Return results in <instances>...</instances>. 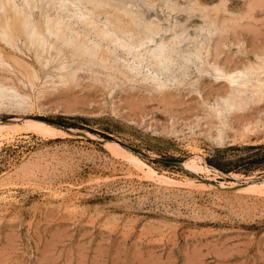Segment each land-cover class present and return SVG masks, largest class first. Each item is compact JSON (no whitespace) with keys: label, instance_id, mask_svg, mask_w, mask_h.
<instances>
[{"label":"rangeland","instance_id":"rangeland-1","mask_svg":"<svg viewBox=\"0 0 264 264\" xmlns=\"http://www.w3.org/2000/svg\"><path fill=\"white\" fill-rule=\"evenodd\" d=\"M104 1H92L107 5L98 17L105 10L123 27L138 28L145 42L140 53L165 55L180 40L174 60L157 66L147 55L138 79L111 92L89 82L63 83L55 73L43 79L46 86L36 81L26 100L0 90V122L19 125L0 142V196H9L0 200V264H264V191L200 186L264 183V0ZM67 4L79 20L81 9ZM81 20L77 26L84 28ZM89 29L113 59L132 62L126 48ZM199 31H211L202 49ZM215 67L223 73L216 75ZM236 69L247 77L233 83L224 72ZM152 77L162 86L153 88ZM229 97L231 109L221 101ZM181 126L193 128V140ZM89 133L111 137L171 183Z\"/></svg>","mask_w":264,"mask_h":264},{"label":"bare ground","instance_id":"bare-ground-1","mask_svg":"<svg viewBox=\"0 0 264 264\" xmlns=\"http://www.w3.org/2000/svg\"><path fill=\"white\" fill-rule=\"evenodd\" d=\"M92 1L94 0H0V90L6 91H14L24 95L26 97L29 96L30 89L36 85V81L43 82L41 86H46V82L43 79L49 76L51 73H55L58 78L68 80L72 83L82 84L85 82L93 83L100 85L102 88L107 91H112L117 87L127 83L133 82L138 79L141 73V66L147 60V55L149 56V62L153 64H157V66L166 64L169 66L173 62V54L176 52L175 46L180 43V40L175 39L174 41L168 44L169 50H167L165 55L150 53L144 54L139 52V49L143 46L144 43L142 39L137 38L138 28L131 31L126 27L121 25L119 21V17H115L114 19H109L107 17V11H103L105 18L100 19L98 17L100 8L103 9L107 7L105 4H94ZM139 1V0H138ZM166 1V0H165ZM185 1V0H184ZM195 1V0H193ZM192 1V3H193ZM68 2H71L79 9H81V18L88 15L89 18H79L81 23H84L85 27H78L79 20H75L74 15L75 12L71 10L67 5ZM106 2V0L104 1ZM187 2V1H186ZM197 2V1H195ZM194 2V4H195ZM100 3V2H99ZM169 3V2H168ZM190 3V2H188ZM187 3V4H188ZM67 4V5H66ZM87 4H92V9L87 7ZM153 4V3H152ZM157 4V3H156ZM164 4V3H163ZM171 5V4H170ZM179 5V4H178ZM110 6V5H109ZM151 6V5H150ZM153 6V5H152ZM160 6V5H159ZM158 6V7H159ZM167 6V5H166ZM180 6V5H179ZM187 6V5H186ZM196 6V5H195ZM63 7H67L68 12L63 13ZM90 7V6H89ZM114 7V6H112ZM69 8V9H68ZM74 8V7H73ZM154 8V7H153ZM164 8V5H163ZM172 8V7H171ZM175 8V7H174ZM195 8V7H194ZM205 8V6H204ZM115 9V7H114ZM159 9V8H158ZM162 9V8H161ZM166 9V8H165ZM183 9V8H181ZM190 9V7H189ZM193 8H191L192 10ZM211 9V8H210ZM77 10V9H75ZM83 10V11H82ZM86 10V11H84ZM190 10V11H191ZM157 11V10H156ZM185 11V9H183ZM118 12V11H117ZM181 12V11H180ZM188 10L186 11V13ZM203 12V11H202ZM78 13V12H77ZM100 13V14H101ZM116 13V12H115ZM168 13V12H167ZM185 13V12H184ZM193 13V12H192ZM197 13V11L195 12ZM208 13V12H207ZM110 14V12H109ZM114 14V13H113ZM117 14V13H116ZM160 14V13H159ZM166 14V13H165ZM171 14V13H170ZM183 14V13H181ZM180 14V16H182ZM203 14V13H202ZM232 14V13H231ZM124 15V14H123ZM152 15V13H151ZM162 15V14H161ZM190 15V13H189ZM120 16V15H119ZM149 16V15H148ZM169 16V15H168ZM171 16V15H170ZM169 16V17H170ZM174 16V15H173ZM186 16V14H185ZM196 16V15H195ZM73 17V18H71ZM110 17V16H109ZM127 17V16H126ZM154 17V16H153ZM152 17V19H154ZM156 17V16H155ZM212 17V16H210ZM128 18V17H127ZM225 19L224 17H222ZM228 18V17H227ZM205 19V18H204ZM131 20V19H130ZM163 20V19H162ZM181 20H184L182 18ZM190 20V19H189ZM188 20V21H189ZM196 20V19H195ZM229 20V19H228ZM123 21V20H122ZM126 21V20H125ZM124 21V22H125ZM128 21V20H127ZM158 21V20H157ZM203 21V20H202ZM207 21V20H206ZM231 21V20H230ZM131 22V21H130ZM159 22V21H158ZM168 22V21H167ZM200 22V21H198ZM171 23V22H170ZM174 23V22H173ZM180 22H178L179 24ZM186 23V22H184ZM183 23V24H184ZM201 23V22H200ZM231 23V22H229ZM134 24V23H133ZM160 24V22H159ZM157 24V25H159ZM132 25V24H131ZM135 25V24H134ZM148 26V24H146ZM155 25V24H154ZM156 25V26H157ZM163 25V24H162ZM180 25V24H179ZM189 25V24H188ZM229 25V24H228ZM146 26V27H147ZM151 26V25H150ZM160 26V25H159ZM168 26V25H167ZM172 26V25H171ZM186 26V25H185ZM87 27H92L97 34H99L102 38H109L112 43L118 44L117 46L126 48L129 52L128 54L132 56V62L120 63V61H116L111 57L112 49L107 46H99V44L95 41L94 38L90 36V33ZM170 27V26H169ZM168 27V28H169ZM173 27V26H172ZM197 27V26H196ZM87 28V29H86ZM133 28V26H132ZM160 28V27H159ZM190 28V27H189ZM202 28V27H201ZM145 29V28H144ZM166 29V28H165ZM181 29V28H179ZM185 29V28H183ZM197 29V28H196ZM206 29V28H205ZM90 30V29H89ZM151 30V29H150ZM149 30V31H150ZM158 30V29H157ZM161 30V29H160ZM167 30V29H166ZM194 30V29H193ZM200 30V27L199 29ZM197 30V32H198ZM165 31V30H164ZM170 31H172L170 29ZM189 31V30H187ZM196 31V30H195ZM226 31V30H225ZM156 32V31H155ZM159 32V31H158ZM157 32V33H158ZM161 32V31H160ZM166 32V31H165ZM94 33V32H93ZM142 33V32H140ZM169 33V32H168ZM174 33V32H173ZM191 33V32H190ZM194 33V32H193ZM145 35V32H143ZM155 35V34H154ZM157 35V34H156ZM185 35V34H184ZM198 35V34H197ZM211 35V31H199V40L202 49L205 40L209 38ZM147 36V35H146ZM151 37V36H150ZM159 37V36H158ZM196 37V35L194 36ZM220 37V36H219ZM150 39V38H149ZM107 41V40H106ZM149 41V40H148ZM168 42V41H167ZM198 42V41H197ZM101 43V42H100ZM104 43V42H103ZM151 43V42H150ZM199 43V42H198ZM210 43V42H209ZM147 44V42H146ZM145 44V45H146ZM149 44V43H148ZM147 44V45H148ZM164 44V43H163ZM105 45V44H104ZM107 45V44H106ZM110 45V44H109ZM130 45H135L132 47ZM167 45V44H166ZM103 47V48H102ZM102 48V49H101ZM117 49V48H116ZM207 49V48H206ZM122 50V49H121ZM120 50V51H121ZM125 50V49H124ZM134 52H133V51ZM202 51V50H201ZM206 51V50H205ZM119 52V51H118ZM117 52V53H118ZM123 52V51H122ZM196 52V51H194ZM200 52V50H199ZM208 52V51H207ZM116 53V51H115ZM32 55V62L26 60V56ZM123 54V53H122ZM211 54V53H210ZM118 55V54H117ZM121 55V54H119ZM177 55V54H176ZM259 55V54H258ZM116 56V55H115ZM178 56V55H177ZM196 56V54H195ZM207 56V55H206ZM205 56V57H206ZM210 56V55H208ZM262 56V55H261ZM118 57V56H117ZM121 57V56H120ZM264 57V55L262 56ZM181 58V57H180ZM192 58V57H191ZM260 58V57H259ZM194 59V58H193ZM264 59V58H263ZM31 61V60H30ZM122 61V60H121ZM124 61V60H123ZM201 62V60H200ZM204 62V61H203ZM254 62V61H253ZM256 65V64H255ZM264 65V64H263ZM199 67V64H197ZM205 66H208L205 65ZM204 66V67H205ZM213 66V65H212ZM249 65H247L248 67ZM207 68V67H206ZM209 68V67H208ZM210 68H214L210 67ZM236 68V67H235ZM178 69V68H177ZM196 69H198L196 67ZM195 69V70H196ZM202 69V68H201ZM204 69V68H203ZM194 70V71H195ZM211 70V69H210ZM214 70V69H213ZM229 70V69H228ZM254 70V69H253ZM207 71V70H206ZM216 75L219 72L223 73V70L220 67H215ZM257 71V69H256ZM201 72V71H200ZM212 74L213 72L211 70ZM191 73V72H190ZM198 73V72H197ZM195 74V73H194ZM199 74V73H198ZM202 74V73H201ZM200 74V75H201ZM204 74V73H203ZM202 74V75H203ZM206 74V73H205ZM211 74V73H210ZM220 74V73H219ZM224 74L228 77L229 81L235 82L239 80L243 75L245 76L247 73L243 69H236L230 72H224ZM258 74V73H257ZM261 75L264 73H260ZM197 75V74H196ZM209 75V74H208ZM215 75V74H214ZM250 75V74H248ZM252 75V74H251ZM145 76V75H144ZM177 76V75H176ZM204 76V75H203ZM202 76V77H203ZM256 76V75H255ZM53 77V76H52ZM201 77V78H202ZM212 77V76H211ZM214 77V76H213ZM217 77V76H216ZM219 77V75H218ZM217 77V78H218ZM247 77V76H245ZM252 77V76H251ZM257 77H259L257 75ZM148 78V77H146ZM216 78V79H217ZM243 78V77H242ZM254 78V77H253ZM53 79V78H52ZM56 79V78H55ZM143 79V78H142ZM192 79V77H191ZM214 78V80H216ZM220 79H224L220 78ZM245 79V78H244ZM247 79V78H246ZM250 79V76H249ZM261 79V78H258ZM48 80V79H47ZM63 80V83H64ZM219 80V78H218ZM248 80V79H247ZM50 81V80H49ZM184 81V80H183ZM242 81V80H241ZM244 81V80H243ZM250 81V80H249ZM259 81V80H258ZM51 82V81H50ZM69 82V83H70ZM139 82V81H138ZM137 82V83H138ZM152 87L157 88L162 86V82L154 77H152ZM185 82V81H184ZM251 82V81H250ZM253 82V81H252ZM251 82V83H252ZM38 83V82H37ZM199 83V82H198ZM242 84L243 82H237ZM247 83V82H246ZM254 83V82H253ZM261 83V81H260ZM68 84V83H67ZM232 84V83H230ZM245 84V83H244ZM243 84V85H244ZM39 85V84H38ZM37 85V86H38ZM62 85V84H61ZM181 85V83H180ZM238 85V84H237ZM66 86V85H65ZM187 86V85H186ZM255 86V85H254ZM55 87V86H54ZM98 87V86H97ZM238 87V86H237ZM240 87V86H239ZM242 87V86H241ZM249 87V85H248ZM264 87V86H263ZM51 88V87H50ZM53 88V87H52ZM60 88V87H59ZM243 88V87H242ZM241 88V89H242ZM253 89L252 86L250 87ZM260 88V87H259ZM34 89V88H33ZM44 89V88H43ZM47 89V88H46ZM236 88H234L235 90ZM248 89V88H246ZM262 89V88H261ZM244 90V89H243ZM250 90V91H251ZM259 90V89H258ZM231 91V90H230ZM236 91V90H235ZM254 91V89H253ZM255 91H257L255 89ZM260 91V90H259ZM258 91V92H259ZM231 93V92H230ZM243 92H241L242 95ZM250 93V92H249ZM260 93V92H259ZM258 93V94H259ZM264 93V92H263ZM262 93V94H263ZM2 94V93H0ZM4 94V92H3ZM10 94V93H8ZM11 94H13L11 92ZM10 94V95H11ZM115 94V93H114ZM252 95V93H250ZM249 94V95H250ZM257 94V98H258ZM227 95V94H226ZM234 95V94H233ZM230 95V96H233ZM237 95V93L235 94ZM244 95V94H243ZM248 95V94H247ZM248 95V96H249ZM261 95V94H260ZM264 95V94H263ZM16 96V95H15ZM219 96V95H218ZM223 96V95H222ZM253 96V95H252ZM250 96V97H252ZM262 96V95H261ZM2 97V96H1ZM8 97V96H7ZM18 97V96H16ZM13 96V98H16ZM32 97V96H31ZM236 97V96H235ZM242 98V96L239 95ZM21 98V97H20ZM34 98V97H33ZM115 98V97H114ZM218 97H216L217 99ZM233 97H229L226 99H221L224 102L225 106L228 109L232 108V104L228 102L229 99ZM244 98V97H243ZM247 98V97H246ZM249 98V97H248ZM253 98V97H252ZM255 98V97H254ZM259 99V98H258ZM256 99V100H258ZM262 99V98H260ZM259 99V100H260ZM4 100V99H3ZM2 100V101H3ZM7 100V99H6ZM13 100V99H12ZM24 100V99H23ZM24 100V101H25ZM234 100V98L232 99ZM236 100V99H235ZM250 100V99H249ZM15 99L13 100V102ZM17 101V100H16ZM23 101V102H24ZM220 101V100H219ZM231 101V100H230ZM242 101V99H241ZM246 101V100H245ZM251 101V100H250ZM254 101V100H252ZM216 102V100H215ZM218 103L219 104H222ZM239 104L240 100L238 101ZM243 102V101H242ZM6 103V102H5ZM19 104V102H17ZM21 103V102H20ZM26 103V102H25ZM31 103V102H30ZM245 103V102H244ZM250 103V102H249ZM213 105L214 102L212 103ZM217 104V103H216ZM6 105V104H5ZM16 105V104H15ZM25 105V104H24ZM28 105V104H27ZM30 105V104H29ZM28 105V106H29ZM210 105V104H209ZM3 106V105H2ZM17 106V105H16ZM21 107V105H19ZM23 106V105H22ZM26 106V105H25ZM217 106V105H216ZM248 106V105H247ZM246 106V108H247ZM14 108V105H11V108ZM19 107V109H20ZM212 107V106H211ZM220 107V106H219ZM242 107V106H241ZM2 108V107H0ZM9 108V107H7ZM24 108V106H23ZM26 108V107H25ZM224 108V107H223ZM238 108V107H237ZM5 109V108H4ZM222 109V108H221ZM225 109V108H224ZM9 110H12L9 108ZM15 110V109H14ZM209 110V109H208ZM215 110V109H214ZM218 110V108L216 109ZM242 110V109H239ZM246 110V109H245ZM19 111V110H18ZM226 111V110H225ZM234 111V109H233ZM209 112V111H208ZM238 112V111H237ZM212 113V111L210 112ZM225 113V112H223ZM228 113V112H226ZM234 113V112H233ZM214 113H212L213 115ZM232 114V113H231ZM226 115V114H225ZM224 115V116H225ZM210 116V115H209ZM215 116V114L213 115ZM212 116V117H213ZM223 116V115H222ZM223 116V117H224ZM228 116V115H226ZM230 116V115H229ZM221 117V116H220ZM216 118V116L214 117ZM219 118V117H217ZM216 118V119H217ZM219 122V120H217ZM220 121H225L221 120ZM226 122V121H225ZM35 124L48 126L49 124L45 121L36 120ZM184 123V122H183ZM251 123V122H250ZM217 124V123H216ZM215 127L220 124V122ZM226 124V123H225ZM180 125V124H179ZM228 125V124H226ZM19 125L17 124H9L7 122H0V142L4 138H8L9 135L12 134V130L15 129ZM264 126V124H263ZM212 127V126H211ZM213 127V128H215ZM219 127V125H218ZM228 127V126H227ZM211 128V130H213ZM226 128V127H225ZM246 128V127H245ZM218 129V128H217ZM221 129V128H220ZM218 129V130H220ZM228 129V128H227ZM230 129V128H229ZM233 129V128H232ZM210 130V131H211ZM253 130V129H252ZM186 138H190L193 140L195 135V131L191 126H181L178 129ZM221 131V130H220ZM235 131V130H233ZM249 131V130H248ZM248 131H246L248 133ZM244 132V131H243ZM257 132V131H256ZM86 133V132H85ZM215 133H218L215 131ZM219 134V133H218ZM250 134V133H249ZM252 134V133H251ZM254 134V133H253ZM93 138L97 139L101 144L105 146H112L118 149H123L126 154L125 156L128 158L127 160L135 163L138 168L148 173L149 175L157 178L158 180L166 182L169 180V177H165V175H160L154 170L151 166L144 163L142 160L134 156L130 151L121 147L116 141L113 140H105L96 138L94 135L90 134ZM223 135V133H222ZM247 135V134H246ZM216 136V135H215ZM219 136V135H218ZM225 137V136H224ZM227 137V136H226ZM215 138V137H214ZM213 139V138H212ZM225 140V139H224ZM190 142V141H189ZM222 143V142H221ZM103 145V146H104ZM113 149V148H112ZM117 149V150H118ZM119 151V150H118ZM120 152V151H119ZM129 161V162H130ZM191 161V160H190ZM197 161V159H196ZM192 162L195 163V160L192 159ZM197 163V162H196ZM201 169V167H200ZM206 171H211L207 167H203ZM129 173V172H128ZM133 173V171H132ZM147 174V175H148ZM132 175V174H131ZM125 176V175H124ZM130 176V175H129ZM128 177V175L126 176ZM131 177V176H130ZM150 177V176H149ZM137 178H141V176H137ZM141 180V179H140ZM126 181V179H125ZM128 181V180H127ZM151 181V180H150ZM170 181V182H169ZM168 182L171 183L172 180ZM167 182V183H168ZM7 183V182H6ZM124 183V182H123ZM129 183V182H128ZM127 183V184H128ZM186 183V182H185ZM193 183V182H192ZM1 184V182H0ZM131 184V183H130ZM174 184V183H172ZM184 184V183H183ZM189 184V183H188ZM187 184V185H188ZM125 185V184H124ZM175 185V184H174ZM185 185V186H187ZM194 185V184H193ZM200 185V183L198 184ZM1 186V185H0ZM129 186V185H127ZM135 186V185H134ZM133 186V187H134ZM138 186V185H137ZM204 189H219L224 190L225 188L231 190H240L250 191V192H263L264 191V183H260L258 181H251L246 185L241 186V184L233 183L230 188L226 187L224 183H219L215 185H207L201 184ZM189 187V186H187ZM195 187V186H193ZM197 187V186H196ZM62 188V187H60ZM123 188H125L123 186ZM129 188H131L129 186ZM192 188V187H191ZM198 188V187H197ZM127 189V188H126ZM125 189V190H126ZM189 189V188H188ZM64 190V189H63ZM117 190V189H116ZM114 190V192L116 191ZM191 189H189L190 191ZM227 190V189H226ZM57 191V190H56ZM59 191V190H58ZM197 191V190H196ZM239 191V192H240ZM138 192V191H137ZM217 192V191H216ZM215 192V193H216ZM57 193V192H55ZM54 193V194H55ZM66 193V192H64ZM118 193V192H117ZM116 193V194H117ZM122 193V192H121ZM189 193V192H187ZM191 193V192H190ZM60 194H62L60 192ZM119 194V193H118ZM57 195V194H56ZM63 195V194H62ZM71 195V193H70ZM58 196V195H57ZM77 196V195H75ZM214 196V195H213ZM216 196V194H215ZM9 196H0V200H4ZM59 197V196H58ZM61 197V196H60ZM72 197V196H70ZM63 198V197H62ZM126 198V197H125ZM128 198V197H127ZM72 201V199H70ZM75 200H77L75 198ZM120 200V199H119ZM127 200V199H125ZM74 201V200H73ZM121 201V200H120ZM9 202V201H8ZM67 200L65 201V203ZM77 202V201H76ZM70 203V202H69ZM68 203V205H69ZM1 204V203H0ZM10 204V203H9ZM8 204V205H9ZM79 204V203H78ZM3 205V204H1ZM0 205V206H1ZM6 205V204H5ZM81 205V203H80ZM72 207V206H71ZM2 211V210H1Z\"/></svg>","mask_w":264,"mask_h":264},{"label":"trees","instance_id":"trees-1","mask_svg":"<svg viewBox=\"0 0 264 264\" xmlns=\"http://www.w3.org/2000/svg\"><path fill=\"white\" fill-rule=\"evenodd\" d=\"M104 138L111 140V137H108L106 135H102ZM212 163V161H210Z\"/></svg>","mask_w":264,"mask_h":264},{"label":"snow or ice","instance_id":"snow-or-ice-1","mask_svg":"<svg viewBox=\"0 0 264 264\" xmlns=\"http://www.w3.org/2000/svg\"><path fill=\"white\" fill-rule=\"evenodd\" d=\"M130 46L135 47V45H130Z\"/></svg>","mask_w":264,"mask_h":264}]
</instances>
